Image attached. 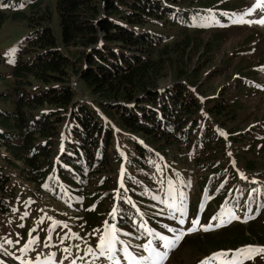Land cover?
Wrapping results in <instances>:
<instances>
[{"label": "trees", "instance_id": "1", "mask_svg": "<svg viewBox=\"0 0 264 264\" xmlns=\"http://www.w3.org/2000/svg\"><path fill=\"white\" fill-rule=\"evenodd\" d=\"M15 2H21L27 11L10 17L25 20L29 31L11 70V98L0 93V100L10 106L0 107V142L26 166L29 181L38 182L40 188L53 184L56 191L59 181L66 180L82 197L85 190L92 192L87 199L97 208L112 200L116 189L111 175L113 128L88 102L77 99L71 86L75 77L77 87L92 98V105L128 134L125 139L132 144L131 155L124 163L123 181L127 194L137 203L165 197L169 181L154 152L166 155L165 149L174 145L193 155L194 168L207 174L199 181L207 188L211 205L222 202L223 208L227 205L253 216L235 227L233 234L224 228L216 236L195 235L188 239V247L200 256L243 244L264 245V181L240 179L231 165L222 162L228 157L226 144L243 143L251 138L249 132L235 135L227 131L222 139L219 129L232 114L231 107L207 98L211 105L203 112L198 99L202 93L194 85L190 87L198 81L199 69L185 71V55L192 41L183 37L168 49L164 37L149 28L167 17L172 23L189 22L191 11L182 6H191V0H53L52 10L42 8L41 1L0 0V26L7 18L1 7H12ZM53 15L58 36L51 27ZM177 61L183 68L174 69ZM167 72L175 80L160 88L159 81ZM180 79H186L188 87ZM9 133L20 139L16 146ZM132 135L142 141L133 140ZM61 136L63 151L53 164ZM241 170L249 179L254 160L246 161ZM55 176L59 181H54ZM118 195L120 223L131 226L137 216L126 193L119 189ZM3 208L0 202V212ZM93 214L86 220L87 228L97 223Z\"/></svg>", "mask_w": 264, "mask_h": 264}, {"label": "rangeland", "instance_id": "2", "mask_svg": "<svg viewBox=\"0 0 264 264\" xmlns=\"http://www.w3.org/2000/svg\"><path fill=\"white\" fill-rule=\"evenodd\" d=\"M37 1H41L42 8L49 7L51 10L53 9V0H33V2ZM196 1L201 2L197 3ZM207 1L191 0L193 3L191 6L189 4L182 6V9L189 8L187 11H191L189 22L172 23L170 18L167 17L165 22L149 28L164 37L165 45H169L168 49L171 48V43L180 41L183 37H187L192 41V46L185 55V71L190 72L197 67L199 69V79L190 87L194 85L202 93L198 99L201 102L203 112L206 107L208 108L211 105L206 102L207 98H217L216 100L221 104H230L232 114L226 116L225 121H223L224 127L220 128L222 139H226L227 131L234 132L235 135L248 131L251 136L243 143L236 145L226 144L225 142L226 147H224V150H227L225 154L228 157L223 158L222 162L231 165L236 173L240 175L242 172L241 166L243 167L248 160H254L255 170L252 171L249 179L256 178L264 181V26L256 23L233 22L253 6L254 0H209L211 1L209 4H207ZM11 6L1 7L7 18L0 26V77L3 78L0 80V93H6V97L10 98L8 87L11 83V70L20 44L29 31L25 20H15L10 17L14 12H26V6L22 5L21 2H15ZM263 17L264 12L258 10L252 15L243 16V19L254 21ZM51 27L55 36H58L59 30L55 15L52 16ZM76 50L72 49V52ZM181 68H183L182 62L177 61V66H174V69ZM174 80V74L167 72V76L159 81V87H167ZM179 82L185 83L187 86L188 81L180 79ZM71 86L76 89L78 100L88 102L92 106V98H89L84 91L77 87V78L72 77ZM9 101L11 100L9 99ZM6 103L0 100V107L10 109V106ZM92 108L94 109V107ZM96 111L101 115V119L104 118L105 120V115L100 110ZM107 121L111 124L113 122V126L118 129V126L114 123L115 121L108 119ZM203 124L204 121L201 120L200 125ZM118 133L120 132L118 131ZM7 135L13 141L11 143L13 146L19 143L20 139L16 134L9 133ZM131 138L135 141H142L137 135H132ZM252 141L254 142L252 143ZM0 144V202L5 207L0 212V258L3 259V263L0 260V264H10L12 262L11 258H13V262L18 259L22 264L32 263L36 257L34 251H29L30 253L26 251L30 250L29 245L31 243L38 241L41 243L47 234H52L60 240L63 223L65 226L73 225L78 234H80V225H82L84 231L91 229L92 226L87 228L85 225L86 220L90 219V213H94L93 215L98 218L93 228L88 230L90 233L87 232L90 244L93 242L94 245H98L100 237L112 230L109 227H115L116 238L125 242V245H123L117 240L116 247L118 249L127 246L128 250L130 249L134 255L145 257L149 255L147 251H143V247L148 245L146 239L137 240L135 235L130 232V230L133 231L130 224H119L116 221L115 225L112 223L114 226H109V223L106 225V222H104L112 212L113 200L104 201L99 205L100 208L94 207V204L87 199L92 192L89 193L85 190V197H82L80 193L79 195L69 196L67 192L72 194L71 188H74L75 185L65 180L64 186L66 188H63V191L69 204H72L75 209L83 210L78 211V216H73V218L77 217L76 221L68 219L67 216H70L73 211L57 199L56 194L53 197L46 192L45 194L41 191L38 182L29 181L32 179L31 177L28 178L26 166L19 158H15L8 151L6 144L1 142ZM131 145V142L125 139L123 133L118 135L115 141L113 140V146L111 147V162L114 166L111 173L112 177H117L123 169L122 164L126 160H121L118 157H130ZM159 153L162 160L169 164L176 174V185H167L166 187V195L168 196L166 198L172 201L162 202L159 200L158 202L138 204L133 200L138 204L142 215L146 216L147 222L153 226L152 228L159 231V237L163 236L166 240H174L175 234L169 231L170 228L182 229L186 233L178 245L169 252L165 264H200L202 258L206 259L204 261L208 264H222L220 258L215 260L212 258L217 253L227 252L231 254L237 248H244V244L233 249L207 251L204 255L198 256L196 252L188 247V239L201 234L216 236L224 228L231 229V234H233L235 227L245 224L243 221L251 218H247L242 211L234 209L237 210L238 214L235 213L240 219H233L226 226L216 227L218 221L213 220V217L217 216L222 210L219 207L222 202L220 205L215 206L208 202L210 197L204 194L202 189L204 187L207 190V188L202 185V180L199 181L207 174L198 172L194 168L193 155L185 154L182 149L174 145L165 149L166 155L163 152ZM117 158L120 160L119 162L116 161ZM243 177L244 179L247 178L245 174H243ZM89 189L91 188L89 187ZM177 206L185 213L182 217L185 220L183 226L177 223V219L181 218L179 211H176ZM228 208L232 209V207ZM240 214L242 215L240 216ZM173 215L176 218H173ZM117 220L120 221L119 218ZM193 220H199L198 228L200 230L187 234V229L192 227L191 221ZM209 224L213 225L212 230L203 231L202 229ZM140 225L141 220L139 219L138 227ZM154 236L157 237L155 244L159 243L157 249L163 251L164 241L159 240L156 234ZM70 237L71 235L67 240ZM8 241H11V243H8ZM60 242L62 241L60 240ZM38 245L40 246L39 243ZM62 245L63 243H60V247ZM250 246L264 247V245H258V243ZM52 251L57 252V249L55 248ZM61 252H57L58 258ZM27 253L29 254L27 255ZM117 254L121 256L120 252H117ZM244 264H264V254L257 255L254 260H247Z\"/></svg>", "mask_w": 264, "mask_h": 264}, {"label": "snow or ice", "instance_id": "3", "mask_svg": "<svg viewBox=\"0 0 264 264\" xmlns=\"http://www.w3.org/2000/svg\"><path fill=\"white\" fill-rule=\"evenodd\" d=\"M258 10L264 12V0H254L253 6L238 19H235L233 22L256 23L264 26V18L254 21H245L243 19V16L252 15ZM176 211H179L181 217L177 219V223L183 226L185 220L182 217H184L185 213L182 210H180L178 206L176 207ZM173 218H176L175 215H173ZM233 219L239 220L240 217L236 215L233 209L228 208L226 206L222 208V210L217 214V216L213 217V220L218 221V223L215 225L216 227L226 226V224L231 223ZM199 223H200L199 220L191 221L192 227L187 229V234H191L193 232H196L197 230H200L198 228ZM212 228L213 225L209 224L208 226L204 227L202 230L209 231L212 230ZM169 231L175 234V239L166 240L165 237L163 236L158 237L159 240L164 241L162 245L164 249L163 251L157 250V247L159 246L152 247L153 242L149 241L148 245H145L143 247V251H147L149 253L147 257L142 255L139 256L133 255V253L128 250L127 246L118 249L116 247L118 241L115 236L114 230H110L109 232L105 233V235L100 237L99 243L97 245L98 256L95 252H93L91 248L88 250L87 254L96 256V258L103 257L111 261L112 264H119V260L116 256L117 252L122 253L123 258L127 260L128 264H163V262L168 258L169 252L172 251L178 245V243L184 238V235L186 234L182 229L170 228ZM8 243H11V241H8ZM45 246L48 245L46 244ZM64 251L68 252L69 250L66 248L64 249ZM261 254H264V247L247 246L246 248L238 249L232 252L231 254L227 252L217 253L212 259L215 260L217 258H220L222 260V264H244L245 261L254 260L257 255H261ZM80 258L83 259V257ZM73 264H75V261H73ZM201 264H208V262L202 261Z\"/></svg>", "mask_w": 264, "mask_h": 264}]
</instances>
